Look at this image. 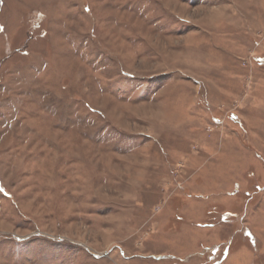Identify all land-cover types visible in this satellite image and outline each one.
Listing matches in <instances>:
<instances>
[{
	"label": "rangeland",
	"instance_id": "1",
	"mask_svg": "<svg viewBox=\"0 0 264 264\" xmlns=\"http://www.w3.org/2000/svg\"><path fill=\"white\" fill-rule=\"evenodd\" d=\"M0 264H264V0H0Z\"/></svg>",
	"mask_w": 264,
	"mask_h": 264
}]
</instances>
